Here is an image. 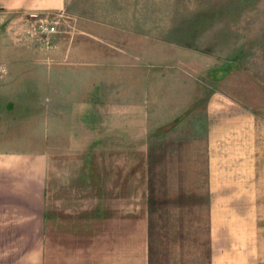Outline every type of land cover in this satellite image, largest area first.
<instances>
[{"label":"crops","instance_id":"0c3cea01","mask_svg":"<svg viewBox=\"0 0 264 264\" xmlns=\"http://www.w3.org/2000/svg\"><path fill=\"white\" fill-rule=\"evenodd\" d=\"M71 3L0 0V12L26 20L30 13L48 15L57 28L47 36L52 37L58 33V18L72 20L67 11ZM101 19L98 31L88 32L83 27L78 34L52 42L48 51L53 81L59 73L73 75L69 81L65 75L62 82L55 79L63 96L53 99L45 149L40 147L38 125L33 123L36 114L27 112L18 118L16 113L8 114L3 111L8 107L7 94H0V264H163V257L173 258L174 253L168 250L191 249L192 237L199 240L194 229L198 222H190L192 226L187 228L181 218L203 200L207 212L204 254L210 264H230L224 256L227 246H222L223 259L221 252L216 257L220 248L216 241L221 237L225 241L231 226L225 220L216 224L215 218L230 216L232 200H264L263 171L252 161L230 160L231 132L236 133L232 142L237 148L241 131L236 124L231 130L229 115L216 112L211 101L204 120L208 134L205 159L187 177L174 176L169 164H160L165 173L152 177L155 166L147 156L150 124L160 122L154 126L157 128L177 119L190 103L189 96L182 101L172 86L170 101L163 100L162 74L157 72L153 84H148L152 95L146 103L137 100L136 81L129 68L135 50L145 51V39L137 38V45L134 33L111 32ZM23 85L21 88L28 84ZM23 94L27 101V90ZM56 101L62 108L55 111ZM55 118L62 119L64 126L56 138L50 132ZM246 120L239 118L247 137ZM10 121L16 122L20 131L15 137L4 133ZM221 139L228 146L223 154L217 149ZM138 152L142 156H136ZM155 185L161 186L158 197ZM173 186H179L178 190ZM183 195H191L193 200L184 201ZM163 213L169 218L164 225L157 217ZM185 261L181 263L191 264ZM167 263L178 264L176 260Z\"/></svg>","mask_w":264,"mask_h":264},{"label":"rangeland","instance_id":"374dc122","mask_svg":"<svg viewBox=\"0 0 264 264\" xmlns=\"http://www.w3.org/2000/svg\"><path fill=\"white\" fill-rule=\"evenodd\" d=\"M69 7L67 11L72 20L58 18V33L52 37L40 36L25 17L0 12V94L6 92L8 100V107L3 111L16 113L17 118L27 112L36 114L37 121L33 123L38 125L40 147L47 146L48 114L53 111V99L63 96L62 89L54 84L55 79L62 82L66 77L69 81L73 75L59 73L58 79L52 80V67L47 60L52 42L57 44L58 39L78 34L84 28L88 32L98 31L100 25L97 23L103 21L102 17L109 31L134 33L137 45L140 44L137 38L145 39V51L135 50L129 68L130 73H134L137 100L146 103L147 96L152 95L153 92H148V84L149 81L153 84L157 72L162 74L160 84L164 89L160 97L163 100L170 101L172 86L176 88V95L182 96L181 100L189 96L190 103L183 107L177 119L157 128L154 126L160 122L150 124L152 133L147 138L150 139V155L145 154L155 166L151 170L152 177L158 178L165 173L160 164L162 167L173 165L171 173L174 176L187 177L193 173L192 168L205 159L208 134L204 120L207 104L211 101L215 102V109L218 108L216 112L219 110L223 114L225 111L231 118V125H238L236 128L241 131L242 139L237 140V148H233L235 142H232L236 133L231 132L230 160L252 161L264 173V0H72ZM23 83L28 84L26 88H21ZM25 90L27 101L23 99ZM57 104L56 101L55 111L62 108ZM243 117L247 118L244 122L249 128L245 127L247 137L239 121ZM196 120H199L197 125ZM50 124L51 136L56 138L58 130L64 127L63 121L55 118ZM234 127L232 125L231 130ZM4 133L17 136L20 133L17 123L10 121ZM160 135H165L163 141ZM227 147L221 139L217 149L223 154L222 150ZM138 153L136 156H142ZM219 159L224 158L220 156ZM155 187L158 197L161 186ZM178 188L173 186L175 190ZM183 198L184 201L192 199L191 195H183ZM162 200L164 202V197ZM198 203L197 211L192 209L190 215H186L183 209L185 216L179 218L185 220L187 228L192 226L190 222H198L194 229L198 230L199 240L194 241L192 237L191 249L168 250L174 253V259L163 257V264L167 260H176L178 264L184 260L191 264H210L203 251L206 201ZM230 203V216L215 218L216 224L225 220L231 226L228 239L225 237L222 241L221 237L216 241V246L220 247L216 257L217 252H221L223 259L222 246L225 245L224 256L227 260L229 257L230 264H264V200H232ZM163 214L157 216L162 225L169 219ZM172 229L173 226L168 231ZM171 244L178 245L177 242ZM183 244L186 246L187 240Z\"/></svg>","mask_w":264,"mask_h":264},{"label":"built area","instance_id":"2783aa9c","mask_svg":"<svg viewBox=\"0 0 264 264\" xmlns=\"http://www.w3.org/2000/svg\"><path fill=\"white\" fill-rule=\"evenodd\" d=\"M28 19L31 21L34 28H36V32H38L40 36H49L57 32L55 22H52L48 15L30 13Z\"/></svg>","mask_w":264,"mask_h":264}]
</instances>
